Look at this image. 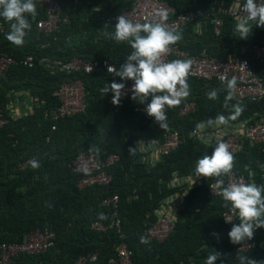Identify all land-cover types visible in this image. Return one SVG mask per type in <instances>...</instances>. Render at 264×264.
<instances>
[{
    "label": "trees",
    "instance_id": "1",
    "mask_svg": "<svg viewBox=\"0 0 264 264\" xmlns=\"http://www.w3.org/2000/svg\"><path fill=\"white\" fill-rule=\"evenodd\" d=\"M61 19L56 30L45 32L37 21L45 16L37 5V15L23 46H16L6 39L10 25L2 17L4 29L0 30V52L16 60L5 75L0 76V113L7 119L0 129V244L21 242L37 228L51 229L56 233L53 244L39 253H21L8 264H75L80 254L97 253L95 264H112L123 241H126L133 264H205L209 254H222L224 264H238L237 256L244 255L257 261L264 260V228L255 231V246L239 250L228 236L233 223L225 222L223 212L230 209L221 195L210 192V184L217 178L200 176L201 183L192 188L172 187L175 173L195 175L197 160L211 154L215 144H205L191 135L195 124L232 113L233 105L241 103L243 113L235 120H245L264 114V102L249 98H234L224 107L226 84L217 80L188 77L190 95L186 100L196 102L190 113L180 112L184 101L177 107L167 108L168 128L162 129L154 117L146 113L147 103L123 96L119 106L113 105L112 92L104 95L100 90L113 81H122L101 69L86 73L67 72L52 67L55 62H67L73 57L100 63H114L117 68L131 52L128 42L117 43L105 37L103 28L113 32V17L132 8L133 0H58ZM179 12L201 7L205 10L220 5L228 6L232 0H163ZM238 18L224 16L219 34L211 19L201 17L179 28L182 39L173 46L191 54L230 60L235 56L251 59L259 74L264 63L252 58V48L264 39V27L253 25L246 39L235 31ZM113 26V27H112ZM28 55L35 57L33 65L21 61ZM81 79L85 87L84 112L54 120L52 111L60 106L58 90L63 82ZM218 89V98L210 100L207 93ZM32 108L24 106L25 102ZM22 106L21 116L14 118L12 106ZM56 125V128L52 127ZM179 131L180 146L166 154L153 166L138 162L129 155V148L139 140L154 139L161 144L165 135ZM97 149L99 151H97ZM95 152L100 158L116 153L119 160L106 168L112 175L109 184H94L79 188L80 175L73 172L72 162L83 152ZM39 161L32 168L30 161ZM28 161L24 168L23 162ZM264 141H247L242 151L235 155L233 171L264 184ZM227 179V176L222 177ZM182 196L176 212L174 230L163 241L149 239L140 243L146 228L157 219L156 210L172 193ZM117 194L118 216L125 234L122 238L114 222V209L103 200ZM228 204L226 207L225 204ZM103 213V219L100 214ZM101 220L109 225L96 231L92 225ZM242 243V242H241ZM90 264V263H89ZM216 264H221L218 260Z\"/></svg>",
    "mask_w": 264,
    "mask_h": 264
},
{
    "label": "built area",
    "instance_id": "2",
    "mask_svg": "<svg viewBox=\"0 0 264 264\" xmlns=\"http://www.w3.org/2000/svg\"><path fill=\"white\" fill-rule=\"evenodd\" d=\"M78 2L79 0H75ZM38 4L43 9L45 16L37 21V26L40 30L51 32L57 29L61 19V4L58 0H37ZM246 0H232L228 6L220 5L213 9L205 10L201 7L190 9L186 12H179L176 7L163 0H133V6L130 9L122 11L120 14L113 17L117 22L116 17L125 15L132 18L134 21L143 23L145 19H154L156 9L166 8L168 10V20L166 23L172 29L178 30L189 22L196 21L201 17L211 19L214 30L217 34L220 33L223 27L224 16L241 17L243 16L242 5ZM259 2V0H257ZM240 5V8H237ZM253 23V22H249ZM4 29V24L0 21V30ZM251 51L252 58L259 63H264V39L259 41L252 48L245 46L243 52ZM132 51V49H131ZM167 61L174 59H191L192 66L189 76L198 77L206 80H217L222 82L220 77L225 76L228 79L235 77L237 85L234 96L239 99L249 98L255 102H264V72L259 74L253 67L251 59L245 56H235L230 60H224L218 57L202 56L191 54L177 46H171V51L165 57ZM35 57L28 55L22 59L25 65H33ZM16 60L13 56L0 52V76L5 75L11 65ZM125 63V61H124ZM108 65L115 66L114 63H100L98 60L88 61L81 57H73L67 62H55L52 67H57L60 70L67 72L84 71L91 73L104 69L107 71ZM116 67V66H115ZM108 72V71H107ZM134 81L126 82L125 95H132L131 87ZM58 95L61 100L59 107L52 111L54 120L64 118L84 112L86 109L85 87L81 79L63 82L58 90ZM25 108H32L29 103L24 104ZM13 117L21 116L22 106H12ZM196 109V102L185 100L180 110L182 114L190 113ZM7 119L0 113V129L4 126ZM56 128V125L52 127ZM194 130V129H193ZM191 135L203 142L201 135L210 138L211 143L215 144V137L221 136L224 141L231 145V150L234 155L242 151L244 144L247 141L251 143H259L264 141V114H257L252 118L245 120L229 121V124L218 128L204 130L201 135ZM139 151L134 158L147 166H153L158 163L162 157L177 149L182 143L181 133L177 130L165 135L161 144H158L154 139L139 140ZM137 142L135 147H137ZM119 160V155L116 153L110 154L107 157L100 158L95 152H83L79 154L72 162L73 172L80 175L78 186L83 189L94 184H109L112 181V175L106 171V168ZM28 161L23 162L20 168L26 167ZM87 166L88 172L85 173L83 168ZM253 173V172H252ZM254 174V173H253ZM253 177V176H251ZM249 176V178H251ZM245 174H237L232 170L231 177L224 179L225 186L232 181L243 180L245 183L250 182V179ZM201 183L200 177L194 175H180L175 173L170 181L172 187L180 186L183 188H192ZM221 189L216 186V181L210 184V192L214 195H219ZM118 199L117 194L103 200V204L111 205L114 209V222L110 226L117 228V231L124 238L125 234L121 228V220L118 216ZM182 204V196L177 192L167 196L161 206L156 210L157 219L152 222L145 230V234L149 239L163 241L174 230L176 224V212ZM230 215L233 219L231 223L238 218V211L232 208L223 212V216ZM228 223V224H231ZM96 231L104 232L109 228L107 223L97 220L92 225ZM56 233L51 229L41 230L37 228L26 236L21 242H3L0 244V264H8L13 258L21 253H39L48 249L54 242ZM255 246L254 241H243L240 243L239 250L247 251ZM97 253L80 254L76 259L75 264H95L97 261ZM112 264H133L128 244L123 241L118 249L116 257L110 259Z\"/></svg>",
    "mask_w": 264,
    "mask_h": 264
},
{
    "label": "clouds",
    "instance_id": "3",
    "mask_svg": "<svg viewBox=\"0 0 264 264\" xmlns=\"http://www.w3.org/2000/svg\"><path fill=\"white\" fill-rule=\"evenodd\" d=\"M240 8V5H237ZM243 16L238 17L235 23V31L241 39H246L252 31L253 25L264 27V0H246L242 5ZM37 15L35 0H0V17L10 25V31L6 39L16 46H23L25 37L31 30L32 24L29 16L33 19ZM168 10L166 8L156 9L154 19H145L143 23L134 21L132 18L119 15L116 17L114 31H107L111 24L104 25V35L117 43L128 42L132 51L125 58V63L119 68L108 65L107 71L111 76H118L122 81H134L131 87L132 99L140 103H147L146 113L154 117L155 122L162 129L168 128L166 109L179 106L190 95V84L188 77L192 66L191 59H174L167 61L165 57L171 51V46L182 39V34L168 26ZM253 22V23H249ZM113 27V26H112ZM222 83L226 84L227 96L224 107L228 108L229 101L234 98L237 85L235 77L228 79L220 77ZM126 83L111 82L105 84L100 90L104 95L113 93L111 102L119 106L125 93ZM218 89L209 91L206 95L210 100L218 98ZM230 115L218 114L215 117L200 121L195 124L193 135H201L204 130L226 126L229 121H235L244 111L241 103L232 106ZM205 144H210L211 139L201 135ZM137 147L129 148V155L135 156L139 151ZM97 151H99L97 149ZM32 168H38L40 163L33 158L30 161ZM235 166V155L231 145L219 135L215 137V147L211 154L202 155L196 162V177H215L216 186L221 189L219 195L225 202H229L233 210L238 211L239 223L233 224L228 233L231 243L240 244L251 240L259 228H264V184H257L255 180L245 183L243 180L229 182L225 186L222 177H231ZM264 168V165H261ZM249 176H253L249 166H246ZM88 172L87 166L83 168ZM227 207L228 204L226 203ZM226 223L233 221L230 215L223 216ZM103 219L104 214H100ZM140 243L147 244L149 239L146 235L140 236ZM220 252L209 254L205 264H221L224 261ZM238 264H264V260L257 261L251 257L238 255Z\"/></svg>",
    "mask_w": 264,
    "mask_h": 264
},
{
    "label": "rangeland",
    "instance_id": "4",
    "mask_svg": "<svg viewBox=\"0 0 264 264\" xmlns=\"http://www.w3.org/2000/svg\"><path fill=\"white\" fill-rule=\"evenodd\" d=\"M25 103H27V101Z\"/></svg>",
    "mask_w": 264,
    "mask_h": 264
}]
</instances>
